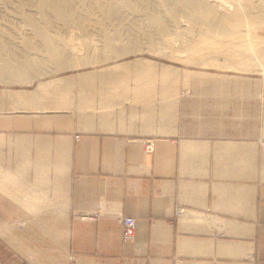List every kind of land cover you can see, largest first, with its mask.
<instances>
[{"label":"crops","instance_id":"0c3cea01","mask_svg":"<svg viewBox=\"0 0 264 264\" xmlns=\"http://www.w3.org/2000/svg\"><path fill=\"white\" fill-rule=\"evenodd\" d=\"M163 67L100 94L83 79L78 100L63 77L1 90L0 264H264V81ZM205 81L229 82L224 106L176 125L174 83Z\"/></svg>","mask_w":264,"mask_h":264},{"label":"rangeland","instance_id":"374dc122","mask_svg":"<svg viewBox=\"0 0 264 264\" xmlns=\"http://www.w3.org/2000/svg\"><path fill=\"white\" fill-rule=\"evenodd\" d=\"M89 1L91 0H86V2L82 0L80 4H82V2L83 4L79 5L78 2L80 1L77 0L78 4L76 3L77 7H75L79 8V11L74 8L75 12L77 13L74 16L75 18L70 19L71 22H69V20L64 21L57 17L52 18L53 16L50 15L51 12H46L49 16H51L50 18H48L49 16L45 17V20H48L45 21L44 18H42V20L41 16L40 18L38 17L40 15L38 12L40 11V8L38 10L37 8L35 9V7L39 6L37 5L38 1L36 0H0V67L2 69L5 64H11V62L21 63L19 66L21 73H28L26 75H16L15 73H12L14 70L11 66L6 68V71L10 73H6L4 70V72L0 74V93L1 90L12 91L15 89H36L38 88L40 81H48L63 77L70 79L68 85L63 87V89L69 91L73 96V99L78 100L79 96L82 94V91L80 90V81L83 79H87L86 81H88L90 86V88H86V94H88V90L91 93H99L98 91L104 89V87L101 88L100 86L105 85L104 83H101V81H106V79H112L111 81L121 82H113L112 86L106 87L105 90H122L120 88L121 85H137L140 83V81L137 83L133 80L135 73L144 72L147 71V69L159 72L164 70L163 65H169L171 67L169 70L170 72L168 73L171 79L183 81L223 80L225 77L220 76L222 73H228V79H234V76L242 75L243 77L249 78L250 80L248 81H264L260 66L257 65L256 67L254 58H251L248 50L242 48L239 49L240 54L235 59V62L238 63V65H242L241 68L247 69L235 67H232V69H220L214 66L200 67L197 64L184 61L182 58L174 59L166 54H163V52H167V50L170 51L171 49H174L175 47H173V45L176 46L178 44L175 48L177 51L181 42V46H183L185 39L184 37L187 35L186 39L188 38V34L186 32L189 30L188 33H190L193 31V29L197 30L198 28L197 23L193 24L190 19L188 20L189 17H186L187 14L184 13L181 7V10L178 9L176 11L173 6L171 7V3H169V1L163 2L164 4L161 3L162 6H159L160 3L158 0H140L141 2L138 1L132 8L125 5H119L117 7V12L112 16H107L105 13V10L108 9L107 0H97V2H95V0H92L91 2ZM214 1H218L222 4L220 0ZM227 1L231 3V6L234 3V0H231L233 2L230 0ZM256 1H259V7L263 6L261 4H264V0H261V4L260 0ZM35 2L37 4H35ZM220 3H218V5ZM230 3L224 4L228 5ZM168 5H170V7ZM223 5H219L218 7L222 6L220 8L223 9ZM231 6H229V9L232 8ZM34 10L36 11L34 12ZM150 10L151 12L159 10L158 12L155 11V13L157 12L161 14H165L169 11V13H167V18L166 15L162 16L164 19H166V22L169 20L167 22V27H169V22L170 25L172 24V27L170 26L168 28V32L166 34H169L170 31V34L172 33L173 36L175 35L174 37L169 35L168 38L167 35L159 32V34L164 35L161 36L157 32V34L155 33L151 35L152 37L149 36V38L148 35L143 33L145 28H151L146 14ZM26 11L28 13L31 11V14H28ZM181 11L186 15H184ZM36 12L38 13V16ZM86 12H91L89 13L90 16H86L87 18H76L78 17L77 14L82 15ZM170 12L173 13V16H175V13L177 16V14L179 15L181 12L179 17L182 15V19L177 18L178 21H175L176 17H173ZM19 13L22 16L19 15ZM169 14H171L172 18ZM24 15L27 17L29 15L38 17L37 19L40 20L38 21L35 19L38 21V23H36L43 27L45 26L44 29L46 30V34H38L35 33L34 30L32 31L31 24H29L30 22H27L28 19H26L27 17ZM184 18H187V20ZM173 19L174 23H180H176L177 25L175 26L172 21ZM182 23L183 25H181ZM79 24L83 26H80ZM262 24H264V22ZM195 25L196 28H194ZM182 26L186 32L183 30H178L179 35L176 33L178 37L177 38L176 34L174 33L177 32V29H181ZM191 26H193V28ZM173 29L174 32H171ZM180 32H183L182 35H180ZM183 34L186 35L184 36ZM192 35L193 33L189 35L188 41L191 45H194V50L199 55L216 54L218 55V58L221 59H223V55L218 51L225 49H219L217 46L229 44L231 42H240L246 39V35L244 34H217L215 36L212 35V38L206 40L202 39V35L200 33H197V35L194 37H191ZM170 36L174 38V40L171 39ZM180 36H184L182 39L183 41H181L182 37ZM165 37L170 40L169 43H171V41L175 43L172 42L173 45L167 44V39ZM175 37L176 39H180L179 42L175 39ZM258 39L264 43V34H261ZM152 42H154L156 45H154ZM163 44L167 47H171V49L169 50L167 47H165L167 49L166 50L163 48ZM152 45H154V50L151 49ZM159 45L161 46V49ZM50 49H55V51L57 50V58H54L50 55ZM162 49H164V51ZM180 49L182 50L180 51ZM180 49L177 51L178 53H185V51H183L184 47H180ZM260 57L264 60V50L261 51ZM113 63H124L126 66H113ZM142 63L155 64V66L148 67ZM186 70L192 71L194 73L191 76L186 77L184 75ZM198 72H207L211 75L208 74L205 76H200ZM200 77L204 79H201ZM228 83L229 82L212 83L210 81L199 82L195 85H187L182 82H177V84L174 83L177 85L181 97L178 103H175L172 106L173 109L177 111V114H171L172 119L177 122L176 125L180 124L183 118L186 116L196 117L201 115L200 117H211L213 115L212 112L214 111L211 110V108L217 107L216 103H221L224 106L226 91L231 90L230 88L226 87L227 85H230ZM107 85H110V83H107ZM154 85L156 87L155 91L160 90L161 82H156ZM217 97H221L222 99H217ZM162 100L163 99H156L153 101L155 107V116L161 117L160 104L161 102L163 103ZM4 102L6 108H9V106L12 107V101L9 103V101L5 100ZM2 103H0V121L3 113L1 112L3 109ZM198 106L201 107V110L193 111V108ZM71 108L76 109V106H71Z\"/></svg>","mask_w":264,"mask_h":264},{"label":"bare ground","instance_id":"6f19581e","mask_svg":"<svg viewBox=\"0 0 264 264\" xmlns=\"http://www.w3.org/2000/svg\"><path fill=\"white\" fill-rule=\"evenodd\" d=\"M36 1H38L37 2L38 4L36 2H35V4H37L39 6L36 5L37 7H35V9L37 8V10H38L40 8V11H38L40 13V15L38 16V13L36 12L37 16L39 18L41 16V19L44 18V20H45L46 16L47 17L49 16L46 12H49V13L51 12L50 15L53 16L52 18L57 17V18L62 19L64 21L69 20V22H71L70 19H74L75 18L74 16L77 13V12H75V9H74L77 7L76 6L77 0H36ZM79 1H80V2H78L79 5H82L83 2H82V4H80L82 0H79ZM84 1L86 2V0H84ZM91 1H89V2H91ZM138 1H140V0H107L108 9L105 10V13L107 16H112L117 12V10H118L117 7L119 5H123V6L125 5V6L132 8L135 5V3H137ZM143 1H145V0H143ZM158 1L160 4L161 3L164 4L163 2L169 1V3H171V7L173 6V8L176 11L178 9L179 10L182 9L184 11V13L187 14L186 17H189L188 20L190 19L193 22V24H195V23L198 24V25L196 24L198 26L197 30L193 29V31L190 32L191 34L193 33V35L191 37H194L195 35H197V33H200L202 35L203 40L210 39L217 34H227V35H242V34H244V35H246V39L244 41L231 42L229 44H222V45L217 46L219 49H221V48L225 49V50L218 51L220 54L223 55V59H221V58H218V55H216V54L199 55L194 50V45L193 44L191 45L190 42L188 41L189 35H191L190 33H188L189 30L186 32V30L182 26L183 29L182 28L177 29V30L175 29L177 32H175L174 34H176V33L178 34L179 33L178 30H181V31L183 30L188 34V38L186 39L187 35L185 34L186 35L185 36L183 34L185 36V37L184 36L183 37L186 40L184 39L183 46H181V43H182L181 41H183L182 40L183 37L180 36V37H182L181 41H180L181 42L180 47H182V48L184 47L183 51H185V53H178L177 51L180 49V47H178L179 49L177 51L175 50V48L177 47L178 44L175 46L172 44L173 41H171V43H169L170 40L166 38L167 36L169 38V35H172V37L175 36V35L173 36L172 33L170 34V31H169V34H166L168 32L167 31L168 28L170 26L172 27V24L170 25V22H169V27H167L168 26L167 22L169 20L166 22L165 21L166 19H164L163 16L166 15V18H167V15H168L167 13H169V11L165 14H161V13H157L159 10H155V11H157L156 13H155V11L152 10L153 12H151V10H150L146 14L148 17V23L151 26V28L150 29L145 28L144 31L142 29L141 30L143 31L144 34L148 35V37L149 36L152 37L151 35H153L155 33L157 34V32H158V34L160 32V33H163L164 35H167L165 37L167 39V44H172L173 47H175V48L171 49V47H167L163 44L164 45V47L162 45L163 48L167 47L169 50L171 49L170 51H168L165 48L167 50V52H163L164 49H162L163 54H166L169 57L174 58V59H181L182 58V60L189 61L193 64H197L200 67H212V66H214V67H218L220 69H232V67H235V68H241L242 67V65H238V63L235 62V59L240 54L239 49L242 48V49L248 50V53L250 54L251 58H254V62L256 64L255 66L256 67H257V65L260 66L261 71L263 73V79H264V60L260 57L261 51L264 50V43H262L261 40L258 39L261 34H264V24H262L264 22V18H263V16H264V4H261V0H260V4L263 5V6L260 5L261 7H259V4H258L259 1H256V0H254V1L253 0H234V3L232 6H231V3L227 0H220L222 2V4L220 2L214 1V0H212V1L211 0H209V1L208 0H158ZM95 2H97V0H95ZM231 2H233V1H231ZM218 3H220L219 5H223L224 3H230V4H228V5L224 4L223 9H222V8H220L222 6L218 7L219 6ZM160 4H159V6H162V4L161 5ZM168 6L170 7V5H168ZM229 6H231L232 8L229 9ZM180 7H181V9H180ZM254 8H256V9H254ZM76 9L78 10L79 8H76ZM227 9H229V10H227ZM20 10L25 11L23 9H20ZM35 11L36 10H34V12ZM181 12H180V14H181ZM89 13H91V12H89ZM89 13L86 12L85 14H82V15L77 14L78 17H76V18L77 19L78 18L85 19V18H87L86 16H90ZM22 14H24V13H22ZM28 14H25V15H28ZM171 14L173 16V13H171ZM171 14H169V15L172 18ZM186 14H184V15H186ZM19 15H21V14L19 13ZM32 15H33V13H32ZM32 15H29L28 17L25 16V17H27L26 19H28L27 22H30L29 24H31V27H32L31 30L32 31L34 30V32L38 33V34H46V30L44 29L45 26L43 27V26L37 24L40 19L38 20L37 19L38 17L32 16ZM174 15L175 16H173V17H176L175 21L176 20L178 21L177 18L182 19V15H181V17H179L178 14L176 16V13ZM184 15H183V17H184ZM50 17L51 16H49L48 18H50ZM170 17H168V18H170ZM24 19H22V20H24ZM35 19H37L38 21ZM184 19L187 20V18H184ZM46 20H48V19H46ZM135 21H137V20H135ZM172 21L174 23V19ZM179 21H182V20H179ZM188 22H190V21H188ZM176 23H180V22H176ZM176 23H174L175 26L177 25ZM185 23H187V22H185ZM190 24H192V23H190ZM79 25L83 26L81 24H79ZM181 25H183V23ZM196 25L194 26V28H196ZM177 27L180 28L179 26H177ZM186 27H187V24H186ZM189 27H190V25H189ZM191 27L193 28V26H191ZM81 28H83V27H81ZM192 28H190V29H192ZM187 29H189V28H187ZM170 30H172V29H170ZM171 32H174V29ZM182 33L180 35H182ZM177 34H176V37H177ZM159 35H161V34H159ZM164 35H161V36H164ZM172 37L170 36V38L174 40V38H172ZM176 37H175V39H176ZM176 40L179 42L180 39H176ZM152 43H154V42H152ZM173 43H175V42H173ZM165 44H166V42H165ZM154 45H156V44L154 43ZM154 45H152V48H151L153 50L155 49L153 47ZM159 47L161 49L160 45H159ZM157 48H158V46H157ZM160 49H158V50H160ZM50 50H51L50 55L53 56L54 58H57L58 57V53L56 52L57 50L56 51H55V49H50ZM181 50L182 49H180V51ZM9 62H11V61H9ZM56 62H59V61H56ZM20 65H21V63H13V62H11V64L7 63V64H5V66L2 69L0 67V74H2L4 72V70L6 71V68L11 66L12 69L14 70V72H12V73H15L17 75L18 74L21 75V70L19 68ZM241 69H247V68H241ZM6 73H10V72L6 71ZM193 73L194 72H192V71L186 70L184 72V75L186 77H188V76H191ZM198 74H200V76H205V75H208L209 73L198 72ZM5 75H7V74H5ZM209 75H211V74H209ZM228 75H229L228 73L220 74V76L225 77L224 78L225 80H229ZM200 78L204 79L202 77H200ZM230 79H233V78H230ZM253 79H255V78H253ZM234 80H250V79L243 77L242 75H236V76H234Z\"/></svg>","mask_w":264,"mask_h":264},{"label":"built area","instance_id":"2783aa9c","mask_svg":"<svg viewBox=\"0 0 264 264\" xmlns=\"http://www.w3.org/2000/svg\"><path fill=\"white\" fill-rule=\"evenodd\" d=\"M148 149H151V143H148ZM183 211V207H177L176 212L180 213ZM97 214H93V218H95ZM122 223V235L123 239L130 240L134 237L135 228H136V219L130 215H124L120 218Z\"/></svg>","mask_w":264,"mask_h":264}]
</instances>
